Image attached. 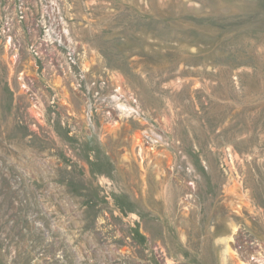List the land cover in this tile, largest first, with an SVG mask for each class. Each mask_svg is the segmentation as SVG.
<instances>
[{
  "label": "rangeland",
  "instance_id": "rangeland-1",
  "mask_svg": "<svg viewBox=\"0 0 264 264\" xmlns=\"http://www.w3.org/2000/svg\"><path fill=\"white\" fill-rule=\"evenodd\" d=\"M0 264H264V0H0Z\"/></svg>",
  "mask_w": 264,
  "mask_h": 264
}]
</instances>
